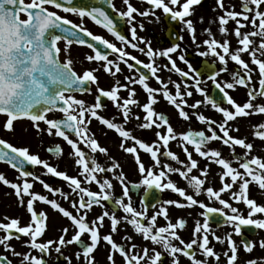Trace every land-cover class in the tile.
<instances>
[{
	"label": "snow or ice",
	"instance_id": "6c2138e0",
	"mask_svg": "<svg viewBox=\"0 0 264 264\" xmlns=\"http://www.w3.org/2000/svg\"><path fill=\"white\" fill-rule=\"evenodd\" d=\"M141 3L149 6L148 10H139L130 0H122L126 10L118 9L113 0H97V4L101 6H77L74 0H0V115L4 117L0 127L14 132L15 122L27 120L37 133L62 138L70 146L69 158L77 168V176H70L41 159L38 154L31 153L28 147L15 146L0 138V162L18 173V182H10L4 174H0V182L14 190L19 205L26 206V211L30 214V222L26 226H20L19 219L7 216L3 219L8 222H0V232L4 234L0 236V246L19 257L20 264H46L42 256L49 252L53 244L56 245L57 253L66 245L76 244L80 248L75 254L76 259L81 260L82 264H96L95 252L101 242L109 246L106 256L109 264H116V254L122 258L123 264H164L167 258H171L170 264H180L179 255L187 258L190 264H209L210 260H215L218 264L221 254L209 246V236L220 244H224L225 240L212 232L213 222L232 226L237 236H242V226L264 230V218H255L257 214H264V205L249 197L251 185L264 191V158L250 156L254 144L247 142L246 138L231 135L233 131H240L238 118L264 114V0H239L240 11L235 10L236 5H232L229 10L223 0H216L217 7L223 12L217 17L218 31L225 37L234 35L237 47L233 49L228 39L218 41L210 27L203 29L207 38L202 41V45L206 50L198 54L201 57H211L212 61L202 64L199 71L185 58L180 43H174L163 50H154L149 41L138 36L137 27L142 31L144 25H137L136 17L152 16L159 20L156 11L162 10L170 20L181 24V31H186L191 42L200 48L202 45L197 42L194 22L189 17L193 15L194 6L199 5L201 0H141ZM49 6L59 12L77 16L79 22L50 10ZM117 18L128 26L130 39L118 28ZM85 19L106 30L119 42V46L93 34L85 26ZM230 21L235 23L232 33L226 28ZM199 22L203 23V17H200ZM249 25L252 31H241ZM177 39L183 40V36H178ZM73 46H86L90 49L92 54L85 55L84 59L89 63H96L98 67L77 72L71 58ZM128 48L143 54L148 62L132 55L127 51ZM178 52L180 54L177 59L186 65L187 71L181 69L172 58ZM62 55L65 57L63 60ZM244 55L249 57L248 62L243 59ZM159 58H166L168 63L161 66ZM230 62L236 69L230 73V80L218 79L222 73L228 72ZM121 65L127 69V74H124ZM101 67L104 73L116 78L110 90L99 87L95 73ZM161 68L176 74L178 81L170 77L167 80L162 78L158 74ZM254 73L258 79L255 81L256 86L250 88L249 85L254 83ZM120 75H123V83L118 78ZM153 79L157 87L150 86L149 81ZM209 81L210 86L205 88L204 85ZM93 85L98 93L93 104L89 105L76 97V93L91 94ZM136 86L146 94V102L143 104L136 98ZM237 86L247 90V100L243 104L230 95L229 90H236ZM121 91L126 92L127 96L122 97ZM194 93L199 94L202 99L189 104L188 99ZM160 97L177 110L181 120L189 121L194 116L201 125L206 126V130L189 128L184 132H176L168 116L157 112L154 107ZM102 98L112 102L117 110L116 115L106 118L99 114L98 110L104 108ZM202 105L210 106L215 113L221 115L222 121L206 117L199 111ZM133 106L144 113L143 122L137 127L141 130L155 128V140L146 142L136 137L132 130L126 129L130 120L141 119L139 115L133 114ZM186 109L194 111L190 115ZM52 113L60 115L49 118ZM118 117L122 122H116ZM93 119L106 129L113 130L119 138L118 149L134 158L140 180L130 186L144 189L145 196L140 200V210L134 206L129 182L121 164L109 155V150L101 146L91 132L89 126ZM41 124L45 127H41ZM254 136L264 142V123L255 128ZM173 141L181 148L185 160H181L170 150L169 145ZM213 142H221L223 146H227L231 158H225L219 149L209 147ZM81 145L84 146L83 149ZM237 146L245 151L237 153ZM47 151L57 156L62 155L59 144L48 147ZM140 151L149 154L151 166L142 162ZM97 153L108 157L110 165L102 166L96 158ZM194 153L207 162L202 169L194 158ZM162 157L165 161L163 163ZM233 162L238 167L233 166ZM210 164L217 165L221 170L217 173L221 183L218 190L211 186L205 187ZM27 166L32 169L39 166L44 170L42 175L59 178L66 183L69 192L52 187ZM194 170H198L199 174H193ZM173 174H178L186 182L191 194L185 188L177 186L170 178ZM228 180L230 182H226ZM33 182L41 184L53 197L59 196L68 202L71 210L61 206L57 199H49L48 196L32 191ZM116 184L122 189L120 194L115 191ZM92 185L96 186V190L92 189ZM234 187L238 191H234ZM152 189L158 193L170 190L186 203L178 199L161 201L158 195L153 196L150 192ZM229 192L231 200L242 202L247 207L246 217L232 203L222 198L223 193ZM201 195L210 202L218 203L220 207L209 206L196 198ZM146 199L156 201L151 208H156V204L160 205L151 215ZM34 202L49 205L70 221V228L63 227L57 240L37 242L46 232L48 217L43 210H34ZM103 202H111V212ZM173 205L178 209L198 207L203 210L199 213L203 218L202 222L195 221L190 242H185L178 234V230L185 229L186 220L177 218L173 223L169 218L167 206ZM94 206L105 210L89 220L88 216ZM117 211L121 213L119 217L116 215ZM161 217L167 222L166 226H157L158 218ZM106 219L109 221V231L102 235L101 229L105 227ZM121 223L133 230V235L125 234L121 237L127 244L114 240V234L119 231ZM70 229L74 234L66 239ZM17 234L28 238L24 246L37 250L41 257L31 255L30 252H17L10 244L13 238L21 239V235ZM85 235L88 240L83 239ZM134 236L141 237L153 247L149 249L145 245L138 246ZM258 243L259 248L264 250V239ZM226 244L228 250L222 253L226 264H237L239 250L231 233L227 235ZM242 244L247 253L253 252L256 247L255 242L244 239ZM157 247L162 251H158ZM197 253L203 259L197 258ZM0 264H12V261L7 256L0 255ZM68 264H71L70 259ZM245 264H264V257L249 258Z\"/></svg>",
	"mask_w": 264,
	"mask_h": 264
},
{
	"label": "flooded vegetation",
	"instance_id": "af4514ba",
	"mask_svg": "<svg viewBox=\"0 0 264 264\" xmlns=\"http://www.w3.org/2000/svg\"><path fill=\"white\" fill-rule=\"evenodd\" d=\"M85 2L89 5L101 6L97 4V0H86ZM130 2L141 11L148 10L149 6L141 3V0H130ZM223 2L225 4V7L228 8L229 10H231L232 5H236V8H235L236 11L241 10L239 7V0H223ZM113 3L118 9L126 10L122 4V0H113ZM197 6L205 7L206 14L203 18L209 20L208 23H205V21L204 23H202V24H208L207 26L202 25L203 29L210 27L213 35L218 41L222 42L224 39H228L231 43V47L235 49L237 47V41H236L235 36L228 35L227 37H225L221 35L218 30L216 31L213 28L214 24L210 23L212 22L211 21L212 18H211V14L209 13L208 9H212L213 11L214 9H216L217 11L216 17L223 14V12L217 7L216 0H201V3ZM49 7H50V10L58 11L60 15L66 16L68 19L73 20L74 22H79V18L77 16H74L70 13L59 12V10L53 9L51 8V6ZM195 7L196 6H194V8ZM112 15L114 16L115 14L112 13ZM156 16L159 17V20H157L155 17H152V16H149V17L137 16L136 17V24L138 25L140 23H143L144 25V29L142 31L139 29V27H137L138 36L143 37L146 41H149L151 44V47L154 50H163L167 47L172 46L174 43H180L181 49L183 50V54L185 55V58L193 65V68L196 69L197 71L201 69L202 64L206 62L210 63L212 61L211 57H207V58L201 57L198 54L200 51L206 50L205 46L202 45V41L207 38V36L203 33V30L196 32L197 42L202 45L200 48H197L196 45L191 42V38L188 35V33L186 31H181V28H182L181 24L170 20L168 17L165 16L162 10H157ZM117 21H118V28H120L123 31V33L130 39V33L128 32V26L124 24L122 21H119L118 18H117ZM84 23H85V26L93 32V34L100 35L108 39L110 42L117 43V46H119V42H116L114 37L108 34L106 30L102 29L99 26L94 25L93 22L87 19H85ZM217 25L219 28L218 22H217ZM226 28L228 29L229 33H232L235 28V23L230 21L229 24L226 25ZM252 30L253 29L251 25H249L248 27L242 29L241 31L247 32V31H252ZM178 36H183V40H178L177 39ZM254 39H258V38H254ZM143 46L144 45H141V47ZM74 50H75V54H72L71 58H73L74 60L75 69L77 70V72L82 73L83 70H88V69H93V68L98 67L96 63H89L84 59L85 55L92 54L91 50L88 49L86 46H76ZM127 51H129L132 55L136 56L141 61L148 62L147 58L143 54L139 53L138 51H134L131 48H128ZM179 54L180 52L173 54L172 58L176 60L177 65L181 69L187 71L186 65H184L182 62H180L177 59V56ZM61 59L62 60L64 59L63 55L61 56ZM243 59H245L246 62L249 61V57L247 55H244ZM158 63L162 66L168 63V61L166 58H159ZM121 67L124 68V74H127V69L124 67V65H121ZM227 67H228V72L222 73L218 79L222 81L230 80V73H232L236 69L233 63L231 62L228 64ZM158 74L165 80H167L169 77L172 80L178 81L179 79L176 74L164 71L163 68H161V71ZM95 75H97L98 77L99 87L105 90H110L111 86L114 83V80L116 79L104 73L102 67L100 68L98 72L95 73ZM118 78L123 83V75L118 76ZM204 79L206 80L207 77L205 76ZM257 79L258 77L254 73L253 74L254 83L252 85H249L250 88L256 86L255 81ZM210 83L211 82L209 81L208 84L204 85V87L208 88L210 86ZM149 84L150 86L157 87L154 79L150 80ZM136 91H137L136 98L140 101V103L143 104L144 102H146V94L143 93L142 89L139 86H136ZM212 91L214 94L215 89H213ZM229 92H230V95H232L233 98L238 103L243 104L244 102H246L247 90L244 87L237 86L236 90H229ZM97 94L98 93L96 92V86L93 85L91 94L76 93L75 95L77 98L85 100V102L90 105L95 102V96ZM120 95L122 97H126L127 93L124 91H121ZM200 99H202V97L199 94L194 93V96L188 99V103L191 104L195 100H200ZM102 104L104 105V108L102 110H98L100 115L106 118H110L113 115L117 114L116 108L113 106L112 102L109 101L107 98H102ZM154 107L157 112H163L168 116L170 123L173 125L176 132L178 133L187 131L189 128H191L192 130H206V126L201 125L195 119L194 116L189 121L181 120L178 117L177 110L173 106L168 105L167 102L164 101L162 97L159 98V102ZM186 110L189 111L190 115L192 111H194L191 109H186ZM199 111L203 113L206 117H211L217 120L218 122L222 121L221 115L215 113L214 110L210 108V106L202 105ZM132 112L134 115H139L141 119L140 120H136V119L130 120V122L125 126L126 129L132 130L133 134L136 137L146 142H151L155 140V132L157 131L155 128L151 130H141L137 127L139 123L143 122L144 113L141 111V109L133 106ZM59 115H60L59 113H52V114H49V118H55ZM3 120H4V117L0 115V124H2ZM116 122L119 123V122H122V120L118 117ZM238 123L240 125V131L239 132L233 131L231 132V135H233L234 137L246 138L247 142H251L254 144V148L252 152L250 153V156H258V157L264 158V150H261L262 148H264V142L260 141L258 138L254 136L255 128L258 127L260 123H264V114H254L247 118H238ZM41 127H45V126L41 124ZM89 127H90L91 132L95 134V138L98 140L99 144L101 146L106 147L109 150V155L111 157H115V159L121 164L122 169L127 176L129 186L133 183H138L140 180V176L136 169L134 158L130 154H125L118 149L119 138L117 134L113 130L106 129L105 126H102L98 121L94 119L92 120V123L90 124ZM0 138L12 143L15 146H26L30 149L31 153L38 154L41 159L47 160L52 166L57 167L58 170L65 171L70 176H77V168L74 165V161L69 158L70 146H68L66 142L62 140V138H57L55 136H48L46 133H42V134L37 133L33 129L31 123L27 120L15 122L14 132L6 131L2 127H0ZM57 144H59L62 148V155L60 156H57L55 154H50L47 151L48 147H54ZM83 147L84 146L81 145L82 149ZM209 147L217 148L222 152L223 157L229 158V159L231 158L230 149L227 146H223L221 142H213ZM169 148L171 151L177 154L181 160L186 159L181 148L178 146L177 142H174V141L170 142ZM84 150L87 151V149H84ZM189 150H191L190 146H189ZM244 151L245 150L239 148V146L236 147L237 153H243ZM193 155H194V158L198 160L199 167L201 169L205 167V164L207 162L203 160L202 158L196 156L195 153ZM140 156H141L142 162L146 166H151L152 162L150 160L149 154H145L142 151H140ZM96 158L98 162L101 163L102 166H109L111 163L108 157H105L103 154L97 153ZM161 159H162V163L165 162L163 157ZM233 166L238 167V165L235 164V162H233ZM27 167H29V170L34 171L37 175H40L41 179H43L46 183L50 184L52 187L62 188L63 191L69 192V189L66 187V183L61 181L59 178H54V177H51L50 175L49 176L42 175L44 170L41 167L37 166L34 169H32L31 166H27ZM209 169H210V172H209V176L207 177L208 182L205 184V187L211 186L214 189L218 190L221 187V183L219 180V175H217V173H219L221 170L215 164H210ZM0 174H4L6 179H8L10 182H18L16 180L18 173L14 169H11L10 166H8L7 164L3 162H0ZM193 174L198 175L199 174L198 170H194ZM110 175L111 174H109V176ZM170 178L177 184L178 187L185 188L189 192V194H191V190L188 189L186 182L182 180L178 176V174H173L171 175ZM226 182H230V180ZM33 183H34V187L32 191L48 196L49 199H57L58 202L61 204V206H63L64 208L68 210H71L70 204L64 201L61 197L59 196L53 197L50 193H48L46 190L43 189V186L41 184H39L38 182H33ZM113 183L115 184L116 182L113 181ZM91 187L93 190H96L95 185H92ZM233 190L238 191L236 187H234ZM115 191L117 194H120L122 192V189L120 188L118 184H116ZM150 192L153 194V196L158 195L161 201L167 200V199H178L181 202L186 203L185 201L182 200V198H179L177 194L171 193L170 190H165L163 192L158 193L157 190L152 189L150 190ZM130 195L132 197L134 206L137 208V210H140L141 208L140 200L141 198L145 196L143 187L131 188L130 186ZM230 195H231L230 192L223 193L222 198L225 200H228L230 199ZM196 198L198 200L204 201L209 206L220 207L218 203L208 201V199L204 195H201ZM26 200L27 198H25V202ZM145 202L149 205L151 209L149 213L150 215L152 212L157 211L160 206L159 204H156V208H151V205L153 203H156L154 199H146ZM103 203H105L106 209L109 212H111L112 211L111 202H103ZM167 207L169 210V218L173 223L176 222L177 218H183L186 220L187 223H186L185 229L178 230V234L182 237V239L185 240V242H190L192 238L191 234L194 229L195 221L201 220L202 222L203 218L199 215V213H201L203 210L199 209L198 207L182 208V209H178L174 205L167 206ZM34 210H36L37 212L43 210L48 217L46 232L42 235V237L38 238L37 242H47L50 239L55 241L62 234L61 230L63 227L70 228V221H68L67 218L62 217V215L59 214L57 211L51 209L49 205H45L41 202H34ZM104 210L105 208L94 206V209L89 214L88 219L89 220L93 219L96 215L102 213ZM116 215L119 217L121 213L117 211ZM5 216L9 218L19 219L20 226H26L30 222V214L27 213L26 206L21 207L19 205L17 197L15 196L14 190L11 189L10 187L3 185V183L0 182V222H5V223L8 222L7 220L3 219ZM166 223L167 222L161 217V218H158L157 226H166ZM108 225H109V221L106 219L105 227L101 229L102 235L108 233L109 231ZM125 229L127 230V232H125ZM211 229H212V232H214L216 236L221 237L222 239L225 240L224 244H220L215 239H213L211 235L209 236V240H210L209 246L213 247L214 251L221 254L218 264H226V258L222 255V253L228 250L226 240H227V235L230 233L232 234V239L236 243V246L239 250L237 264H245V261L249 258L259 259V258L264 257V255L260 257V254H264V251L260 250L259 243H258L259 242L258 238L264 239V230H257V229H254V228L252 229L251 227H249L248 229H251L249 233L242 229V236H237L232 226L226 223H216V222H213L211 224ZM72 234L74 233L70 229V232L68 234V237H66V239L70 238ZM125 234L133 235V230L131 229L130 226H127L121 223V225L119 226V231L116 234H114V240L119 243L127 244L128 243L127 241L121 240V237L124 236ZM3 235L4 234L0 232V236H3ZM17 235H21V239L18 240L16 238H13L10 241V244L15 248L17 252H20V253L30 252L31 255H35L38 258L41 257V254L37 250H31L28 247L24 246V243L25 241H27L28 238L22 237V234H17ZM83 239L88 240V236L85 235ZM242 239L253 241L256 243V247L254 248L253 252L247 253L243 250ZM134 241L137 243L138 246L145 245L149 247V249L153 247L150 243L144 242L139 236H134ZM175 243L179 246L178 242H175ZM55 247L56 245L53 244V246L49 249V252L42 256L46 264H68L69 259L71 260V264H82V261L77 260L75 256V254L78 251H80V248L78 245L76 244L66 245L62 247V250L60 253H57L55 251ZM108 250H109V246H107L104 242H101L98 250L95 252L96 264H109V262L106 259ZM157 250L162 251L158 247H157ZM0 255L7 256L12 261V264H20V258L13 256L10 252L6 251L2 246H0ZM197 258L203 259V257L200 256L199 253H197ZM170 259L171 258L165 259L164 264H170ZM179 260H180V264H190V261L187 258L183 257L182 255H179ZM115 261H116V264H123V260L118 254L115 255ZM209 264H217V262L215 260H210Z\"/></svg>",
	"mask_w": 264,
	"mask_h": 264
},
{
	"label": "rangeland",
	"instance_id": "374dc122",
	"mask_svg": "<svg viewBox=\"0 0 264 264\" xmlns=\"http://www.w3.org/2000/svg\"><path fill=\"white\" fill-rule=\"evenodd\" d=\"M209 10V13L211 14V18L212 20L211 21H214L212 22L214 25H213V28L217 31L218 30V25H217V11H213L212 9H208ZM208 13V12H207ZM205 7H198L196 5V7L194 8V11H193V15L191 17H189L190 19H192L194 21V25L196 27V32H199V31H202L203 30V26H207L208 24H202L199 22L200 20V17H204L205 16ZM208 23L209 20L203 18V23ZM63 46V45H61ZM72 54H75V50L74 48L72 47L71 49V55ZM64 57V56H63ZM65 58V57H64ZM238 190V188H237ZM249 197L252 198V199H255L256 202L260 205H264V191L262 190H259L257 186L255 185H251L250 186V191H249ZM227 201H229L230 203H232V206L234 207H237L240 211V214L244 215L245 217L247 216V207L242 203H237L231 199H228ZM255 218H264V214H257V216ZM262 240L261 238H258V241ZM262 250V249H260ZM264 251V250H262ZM264 254H260V257H262Z\"/></svg>",
	"mask_w": 264,
	"mask_h": 264
},
{
	"label": "water",
	"instance_id": "95a60500",
	"mask_svg": "<svg viewBox=\"0 0 264 264\" xmlns=\"http://www.w3.org/2000/svg\"><path fill=\"white\" fill-rule=\"evenodd\" d=\"M83 0H74V4H76L77 6L83 4L82 2ZM249 226H242V229L246 232H250L251 229H248Z\"/></svg>",
	"mask_w": 264,
	"mask_h": 264
}]
</instances>
